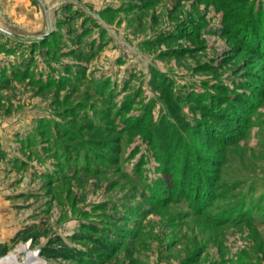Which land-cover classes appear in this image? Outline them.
<instances>
[{"label": "rangeland", "instance_id": "1", "mask_svg": "<svg viewBox=\"0 0 264 264\" xmlns=\"http://www.w3.org/2000/svg\"><path fill=\"white\" fill-rule=\"evenodd\" d=\"M0 154L2 260L264 264V0H0Z\"/></svg>", "mask_w": 264, "mask_h": 264}, {"label": "bare ground", "instance_id": "2", "mask_svg": "<svg viewBox=\"0 0 264 264\" xmlns=\"http://www.w3.org/2000/svg\"><path fill=\"white\" fill-rule=\"evenodd\" d=\"M26 249H27V246L19 249L18 251L21 253L25 251ZM28 257H29V261L23 262L21 264H27V263H31L32 261L35 262L37 260L36 253H29ZM17 258H18L17 254L11 253L5 259L1 260L0 264H12V263L16 264L15 262L17 261Z\"/></svg>", "mask_w": 264, "mask_h": 264}, {"label": "crops", "instance_id": "3", "mask_svg": "<svg viewBox=\"0 0 264 264\" xmlns=\"http://www.w3.org/2000/svg\"><path fill=\"white\" fill-rule=\"evenodd\" d=\"M2 211V210H1ZM9 229H6V225H1L0 224V247L1 250H3V245L6 244V242L12 238V235L7 232Z\"/></svg>", "mask_w": 264, "mask_h": 264}, {"label": "trees", "instance_id": "4", "mask_svg": "<svg viewBox=\"0 0 264 264\" xmlns=\"http://www.w3.org/2000/svg\"><path fill=\"white\" fill-rule=\"evenodd\" d=\"M3 159V157L0 154V160ZM3 255V250H1V256Z\"/></svg>", "mask_w": 264, "mask_h": 264}, {"label": "built area", "instance_id": "5", "mask_svg": "<svg viewBox=\"0 0 264 264\" xmlns=\"http://www.w3.org/2000/svg\"><path fill=\"white\" fill-rule=\"evenodd\" d=\"M0 253H1V247H0ZM2 260V258H1V255H0V261Z\"/></svg>", "mask_w": 264, "mask_h": 264}]
</instances>
